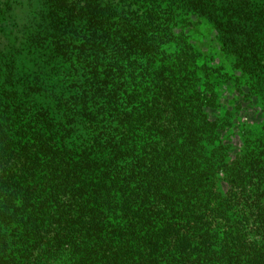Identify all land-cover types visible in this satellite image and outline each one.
Wrapping results in <instances>:
<instances>
[{"label":"trees","instance_id":"1","mask_svg":"<svg viewBox=\"0 0 264 264\" xmlns=\"http://www.w3.org/2000/svg\"><path fill=\"white\" fill-rule=\"evenodd\" d=\"M0 264H264V0H0Z\"/></svg>","mask_w":264,"mask_h":264},{"label":"rangeland","instance_id":"2","mask_svg":"<svg viewBox=\"0 0 264 264\" xmlns=\"http://www.w3.org/2000/svg\"><path fill=\"white\" fill-rule=\"evenodd\" d=\"M22 10V8L21 7H19L18 8V10ZM226 93L227 94H229L230 96H229V99L231 100L232 98H234V97H238V95L236 94V92H235V89H234V86L232 85V84H227V86H226ZM232 102V101H231Z\"/></svg>","mask_w":264,"mask_h":264}]
</instances>
